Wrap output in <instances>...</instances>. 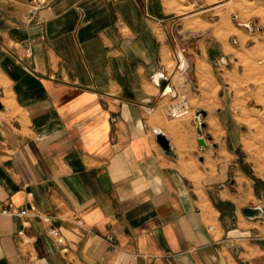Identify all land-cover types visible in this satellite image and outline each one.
<instances>
[{
  "label": "crops",
  "instance_id": "obj_1",
  "mask_svg": "<svg viewBox=\"0 0 264 264\" xmlns=\"http://www.w3.org/2000/svg\"><path fill=\"white\" fill-rule=\"evenodd\" d=\"M207 2L0 0V197L69 246L0 215V264H264V16L218 34ZM175 29L195 80L179 118Z\"/></svg>",
  "mask_w": 264,
  "mask_h": 264
},
{
  "label": "built area",
  "instance_id": "obj_2",
  "mask_svg": "<svg viewBox=\"0 0 264 264\" xmlns=\"http://www.w3.org/2000/svg\"><path fill=\"white\" fill-rule=\"evenodd\" d=\"M31 6L36 9H43L50 5V0H27ZM26 54H32V47L26 48ZM177 69L176 73V83L173 86V91L167 93L170 95L169 103L166 107V111L169 116L174 118L184 117L192 112L191 101L189 98V92L195 87V80L192 75V65L191 61L183 53L182 49L176 55ZM179 74V75H178ZM0 215L8 216H19L23 218L24 225H28L30 219L33 217L41 218L48 225V233L51 234L58 243L62 244V250L67 252L69 246L66 243L65 236L62 232L53 225V215L49 213H44L39 210L35 203H30L29 205L18 206L11 202H5L0 197ZM18 234L24 238L25 241L30 239L26 236L25 229L21 228L18 230ZM2 236L0 235V242ZM37 258V255H34Z\"/></svg>",
  "mask_w": 264,
  "mask_h": 264
},
{
  "label": "rangeland",
  "instance_id": "obj_3",
  "mask_svg": "<svg viewBox=\"0 0 264 264\" xmlns=\"http://www.w3.org/2000/svg\"><path fill=\"white\" fill-rule=\"evenodd\" d=\"M207 3L208 4L205 8H209L210 6L215 4L216 5L223 4V6L216 8L215 10L211 9V10H207L206 12L208 18L210 17L221 18V21L219 23H215L212 25L215 27V30L218 34L225 33L223 31V28L226 29L229 28L230 24L238 26L239 22L245 23L247 18L254 19L256 22H258L260 16H264V2L258 0H221V1L208 0ZM174 19L177 20L178 17H175ZM209 20L212 21L211 19ZM247 23L249 22L247 21ZM177 25L179 26V28L182 27V24L177 23ZM207 26L210 25L209 24L205 25V28ZM244 29L246 28L244 27ZM183 35L184 34L182 32L175 29V34H174L175 56L177 55L178 52H180V49L184 48L183 42L185 41V39ZM231 36H235V34L231 33ZM183 53L186 55L185 52ZM171 64H173L172 66H175V69H177L178 62L176 60L169 63V65ZM170 69H172L171 66ZM251 149H254L255 151L259 150L260 154L262 153V147L253 146ZM260 156L261 155H259V157L257 158H261ZM251 165L252 163L249 164V162H244L243 160H241V166L244 168L245 172L247 173L249 172ZM248 174L254 179V182L251 183V185L254 187V193L258 194L259 192L260 193L264 192V186L261 183H257V179L255 178V175L252 173H248Z\"/></svg>",
  "mask_w": 264,
  "mask_h": 264
},
{
  "label": "water",
  "instance_id": "obj_4",
  "mask_svg": "<svg viewBox=\"0 0 264 264\" xmlns=\"http://www.w3.org/2000/svg\"><path fill=\"white\" fill-rule=\"evenodd\" d=\"M162 89L164 90L165 93H167L169 91H173V86H171L169 83L164 82L162 85ZM203 115H205V111L199 110L197 111L195 118L197 121L198 132L200 135L199 142L201 145L205 146L207 145L205 137L203 135V127L205 126V123L202 122L201 120V116ZM156 135L163 150L166 151L167 153H172V147L166 135L158 129L156 130ZM242 212L246 216L255 217L260 215L261 209L257 207L246 206L242 209Z\"/></svg>",
  "mask_w": 264,
  "mask_h": 264
}]
</instances>
